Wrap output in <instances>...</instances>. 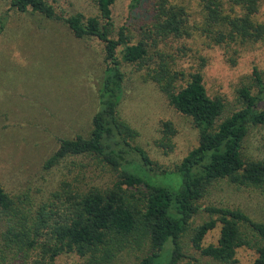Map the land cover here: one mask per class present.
I'll list each match as a JSON object with an SVG mask.
<instances>
[{
	"label": "trees",
	"instance_id": "16d2710c",
	"mask_svg": "<svg viewBox=\"0 0 264 264\" xmlns=\"http://www.w3.org/2000/svg\"><path fill=\"white\" fill-rule=\"evenodd\" d=\"M8 1L19 12L32 10L56 18L50 0ZM157 1L153 23L136 43L124 28L117 39L112 37L116 0H97L98 16L86 18L79 13L65 19L76 38L93 37L104 44L106 68L88 135L61 139L44 168L52 170L69 159L92 164L70 168L68 172L76 173L72 181L64 179L53 204H44L34 214L19 208L0 186V214L6 217L0 264H58L64 254H76L82 258L79 264H109L129 245L144 241L149 252L137 264H202L195 253L210 261L205 264H238V249L243 247L256 251L253 264H264V222L255 221L243 210L209 205L205 210L210 219L191 227L201 211L200 202L216 183L264 187V160L245 151L250 131L264 127L263 74L253 70L258 92L241 88L242 106L224 117L226 104L222 98L208 95L202 72L192 73L187 85L178 88L184 72L174 68L177 57L167 49L160 50L170 39H193L200 32L212 45L224 47L233 61L237 48L264 44V23L256 20L263 0H204L195 31L187 23L190 14L185 5ZM139 2L134 0L133 9ZM5 25L2 17L0 35ZM124 63L148 66L146 74L198 132L197 146L174 170L154 164L148 152L136 144L138 132L120 115ZM173 172L182 177L177 190L156 181V176L168 177ZM97 178L107 179L105 185H91ZM218 225L217 243L205 245V238ZM187 234L195 253L185 249Z\"/></svg>",
	"mask_w": 264,
	"mask_h": 264
},
{
	"label": "rangeland",
	"instance_id": "374dc122",
	"mask_svg": "<svg viewBox=\"0 0 264 264\" xmlns=\"http://www.w3.org/2000/svg\"><path fill=\"white\" fill-rule=\"evenodd\" d=\"M203 1L170 0V4L186 6L190 14L187 23L195 31ZM157 2L140 0L133 9L134 0H116L112 5V37L117 39L124 28L133 43L141 40L144 30L153 23ZM50 3L56 12L53 19L32 10L19 12L11 7L10 1L0 0V20L6 18L0 35V186L19 208L30 214L44 204H53L61 182L68 177L72 181L73 174L76 175L74 170L68 172L70 168L92 164L89 160L69 159L52 170L44 168L61 139L88 135L99 107L98 88L106 68L104 44L93 37L76 38L65 23V19L79 13L86 18L98 16L97 0H50ZM256 20L264 23V0ZM166 43L160 50H168V54L177 57L174 68L184 72L178 88L187 85L192 73L201 71L208 95L224 100V117L242 106L241 88L251 87L253 93L258 92L253 70L257 68L264 77L263 43L237 48L239 52L233 61L224 47L212 45L200 32L193 39H170ZM147 68L142 64L122 65L125 81L119 112L138 132L136 144L148 152L158 168L171 171L197 146L198 132L192 120L179 113L146 74ZM245 151L256 160H264V127L250 131ZM76 164L79 166L75 167ZM155 178L174 190L182 183L177 172ZM106 181L97 178L91 185H105ZM200 205L201 211L192 219L191 227L210 219L205 210L209 205L239 208L255 221L264 222V187H238L220 181ZM5 229L6 217L0 214V240ZM219 232L220 225L209 232L204 244H216ZM146 242L129 245L109 264H137L149 252ZM184 243L187 252L195 253L190 234L184 237ZM170 247L169 242L167 252ZM195 256L198 263L210 262L196 253ZM257 257L254 249H238V264H253ZM80 262L82 258L76 254H64L57 263Z\"/></svg>",
	"mask_w": 264,
	"mask_h": 264
}]
</instances>
